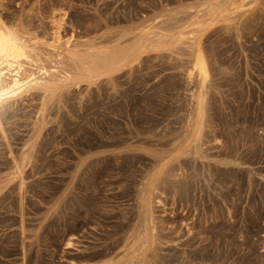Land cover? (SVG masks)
<instances>
[{
	"label": "rangeland",
	"instance_id": "374dc122",
	"mask_svg": "<svg viewBox=\"0 0 264 264\" xmlns=\"http://www.w3.org/2000/svg\"><path fill=\"white\" fill-rule=\"evenodd\" d=\"M217 1L0 0L3 19L41 40L57 18L80 47L131 29L167 38L101 76L59 81L37 136L42 91L6 105L13 147L33 154L21 189L0 164V264H264V0L209 14ZM193 43L209 70L190 141ZM7 151L0 133V160Z\"/></svg>",
	"mask_w": 264,
	"mask_h": 264
},
{
	"label": "bare ground",
	"instance_id": "6f19581e",
	"mask_svg": "<svg viewBox=\"0 0 264 264\" xmlns=\"http://www.w3.org/2000/svg\"><path fill=\"white\" fill-rule=\"evenodd\" d=\"M229 4L230 0H218L217 3L213 5L212 9L210 8L212 12L209 14H213L215 13L214 11H218L219 9L225 10ZM52 22L53 31L51 39L41 40L40 36L38 39V34L35 33L36 31L33 30L35 33V35H33L31 30L29 31L25 29L21 21L8 23L2 18V16H0V133L5 139V144L8 148V159H5L4 161L0 160V164L5 163L12 168V172L18 177L20 189L25 185L27 178L25 169L29 162H31V156L33 153L31 148L24 147L20 152H17L13 147L2 119V113L7 114V111L10 109L7 108L6 105L10 104V106H12L15 102L19 101L25 93L34 89L41 90L43 95L42 102L36 111V118L32 120V130L37 136L47 122L45 120L46 97L48 96V93L55 88L59 81L74 82L84 77L94 78L113 71L128 62L135 61L141 51L149 47L150 43L155 39L150 35L151 32H149L148 29H140L138 31L131 29L129 31H124L125 33L121 34L112 44H103L104 41H102L103 43H97L96 41H90L88 39L89 42H87V44L85 42L86 46H81L84 47L81 48L80 44L82 45V41H80V43L79 41H76L73 34L68 36L63 35L61 22L58 21V18L57 20L53 19ZM154 34L159 35L158 31H155ZM164 36L165 34L159 35L156 39L161 40L163 43V40H167ZM175 40L177 41L178 39ZM194 41L196 40L194 39ZM173 42L174 41H172V43ZM162 43L160 44L162 45ZM193 48L195 54L193 55V65L191 64L193 70L190 72V76L192 77V74L196 73L197 77L200 79L201 87H197V89L192 92V105L190 106L191 110L188 114L189 119L188 121H185V123L187 122L185 128L186 139H189L190 141L200 138L202 134V123L204 121L202 109L204 106L203 102L205 95L204 85L205 77L209 70L207 60L203 55L200 46L194 45L193 43ZM18 108L19 107H17V109ZM142 186L144 187V184H142ZM141 190L142 195L141 193L139 195L142 197L141 200L143 205L149 203L150 206L153 199H155L152 195L151 189H149L148 193L145 192L146 189H141L140 187V191ZM156 198H158L157 195ZM158 201H162L161 198H158ZM142 214L144 215V213ZM151 215L152 214L150 213L149 216ZM138 235H140V233ZM143 237H145V235ZM137 260L138 259H136V262L140 261Z\"/></svg>",
	"mask_w": 264,
	"mask_h": 264
}]
</instances>
